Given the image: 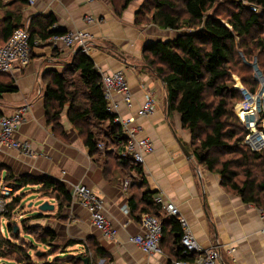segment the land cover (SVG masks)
I'll return each mask as SVG.
<instances>
[{
    "label": "crops",
    "instance_id": "obj_1",
    "mask_svg": "<svg viewBox=\"0 0 264 264\" xmlns=\"http://www.w3.org/2000/svg\"><path fill=\"white\" fill-rule=\"evenodd\" d=\"M21 1H0V42H3L2 29L7 20L17 27L27 26L35 38L50 22L62 31L86 29L91 35L88 56L98 73L122 70L125 75L133 107L127 110L121 105L120 113L124 117L132 114L143 102L145 93H151L155 101L154 112L137 119L141 128L138 137H148L153 143V152L145 156L140 174L134 169L128 172L133 183L123 192L120 179L126 176V166L119 163L114 150L107 151L105 157L101 154L103 158L98 162L95 156H89L81 135L66 118L68 104L60 115L59 128L53 129L46 121V84L55 73L76 75L74 71H66L75 55L73 51L55 52L46 44L35 46L25 67L17 66L11 73H0V85L13 88L0 92V115L27 106L13 137L28 141L32 150L31 155L25 156L3 149L0 163L15 174L48 176L67 188L73 182L85 184L101 199L104 214L115 229L114 236L105 237L90 225L83 209L78 206L63 209L57 218L64 220L70 214L68 219L74 223L67 228H76L81 236L78 243L86 256L83 259L91 263L94 258L100 259L99 262L111 261L110 264H169L176 258L178 245L168 233L170 224L166 218L167 231L160 241V254H144L127 240L140 231L139 217L145 213L137 210L131 213L128 201L132 198L137 203L144 191H150L175 206L202 250H217L219 258L214 264H264V222L258 214L261 209L228 191L218 174L195 161L191 134L182 127L180 115L169 109L164 84L144 59L148 53L143 51L145 39L142 30L134 24L142 0L131 1L120 14H116L119 0H35L33 4ZM85 15L99 21L86 23ZM114 97L119 98L116 93ZM154 197L152 205L147 207L148 213L166 217ZM42 225L59 235L60 228L64 227L51 219ZM65 234L63 231L62 236ZM95 244L105 252L104 258H95L89 253L92 251L88 247L93 248ZM85 248L89 251L85 252Z\"/></svg>",
    "mask_w": 264,
    "mask_h": 264
},
{
    "label": "trees",
    "instance_id": "obj_2",
    "mask_svg": "<svg viewBox=\"0 0 264 264\" xmlns=\"http://www.w3.org/2000/svg\"><path fill=\"white\" fill-rule=\"evenodd\" d=\"M131 1L133 0H119L116 14H120ZM243 1L257 6L260 11L250 10ZM21 2L24 3L25 0ZM215 4H228L233 11L226 10L224 18H221L222 15L213 8ZM147 20L160 29L174 32L171 39L147 42L143 46V51L148 52L144 59L163 79L169 109L180 115L182 127L189 130L195 161L207 167L210 172L218 174L221 184L228 191L264 210V149L251 151L242 144L246 130L234 117L233 103L230 104L231 99H240L242 94L229 81L231 70H240L239 65L242 66L241 71L244 68L250 69L246 65L248 63H243L242 57L246 61L254 57L264 74V0H142L134 24L141 26ZM46 24L44 30L38 33V38L33 37L31 32L30 41L62 33L46 31L53 23ZM17 26L12 25L10 20L6 21L2 29L3 42ZM238 52L242 57L238 56ZM66 71L76 72V77L55 73L46 84L44 110L47 123L53 129L59 128L60 115L64 105L68 104L66 118L78 135H81L89 156L96 157L95 162L103 158L101 154L105 157L107 151L114 150L112 152L118 157L119 163L126 166V177L130 176L128 172L132 169L140 174V166L129 158L120 156L126 137L106 111L100 73L91 58L80 52L75 53ZM241 81L243 84L249 83L245 75H242ZM254 89L255 86L248 92L254 93ZM12 90L9 86L0 85V92ZM99 142L104 143V152L96 148ZM219 152L229 154V157L221 160L215 154ZM128 163L132 165L127 166ZM0 170H5L2 180L17 192L7 205V212L0 217L10 220L14 207L23 197V188L27 186L31 190L45 191L48 197L53 198L57 215L69 206V192L60 181L48 176L15 174L5 165H0ZM153 196V192L144 191L139 202L130 198L129 206L127 205L130 212L137 210L139 213H148L147 207L152 205ZM150 215L160 221L161 240L167 231L164 219L169 220L168 233L173 235V243L178 245L176 258L185 259L181 254V232L177 219L167 216L162 218L156 213ZM42 216L38 213L22 217L16 230V223L8 221L4 227L7 234H0V256H9L16 263L33 264L29 250L37 242L49 250L46 253L48 255L58 250L62 254L54 256L50 261H41L40 264H83V258L86 257L84 254L66 253L69 246L78 242L68 240L65 244H59L56 234L50 228L28 224L30 219ZM20 229L29 236L33 235L31 240L23 242L24 237H19ZM88 248H85V252L89 251ZM90 250L92 252L89 253L95 258L105 257V252L96 244ZM43 256L37 255L39 259ZM90 261L87 264H92Z\"/></svg>",
    "mask_w": 264,
    "mask_h": 264
},
{
    "label": "built area",
    "instance_id": "obj_3",
    "mask_svg": "<svg viewBox=\"0 0 264 264\" xmlns=\"http://www.w3.org/2000/svg\"><path fill=\"white\" fill-rule=\"evenodd\" d=\"M8 2L10 0H0ZM35 0H26L27 3L33 4ZM224 1V0H221ZM252 11H260L255 6L243 1ZM86 23H96L99 19H95L88 15L85 17ZM51 32L62 31L58 26L53 25L49 28ZM48 45L55 52H62L64 49L69 51H79L80 53L89 55L91 49V35L86 29L65 30L60 34H54L46 39H34L30 41V33L27 26L15 28L8 39L0 45V73H11L14 67H25L30 61L31 50L35 46ZM101 89L106 99V111L113 117V123L119 125L122 134L126 137V143L120 153L121 157L129 158L134 164L142 166L144 164L145 156L153 152V143L148 137H138L141 130L136 123V119L140 117H147L155 110V101L151 93L145 96V100L133 111L129 116L124 117L119 109L122 105L127 110L133 107L132 93L125 83L124 76L121 70L113 72H100ZM244 89L242 87H238ZM261 89V91H260ZM258 89L260 93L256 94L255 98L261 102V97L264 93V81L261 88ZM245 90V89H244ZM248 92V91H247ZM119 96L118 99L114 94ZM249 93V92H248ZM246 94V93H244ZM259 96V98H258ZM252 98V96H251ZM247 100V99H246ZM244 104L239 103L236 109ZM27 106L22 105L10 114L0 115V147L3 149L15 151L18 155H31L32 150L30 144L26 140H18L13 137V133L22 123ZM251 113L244 116L243 126L246 129V134L242 143L251 151H260L264 149V116L259 120V116L252 119H247ZM264 115V113H263ZM262 121V122H261ZM261 122V129L255 131L257 123ZM253 134H261L260 142L251 143V136ZM99 150L104 152L106 148L99 142ZM133 177L128 176L120 181V187L123 192L133 183ZM12 188L7 185H0V215L7 212V205L10 203ZM68 192L71 197V206H78L83 209L89 218L90 225L98 230L103 236L111 237L115 234V229L107 220L104 211L103 203L93 191L81 182H73L68 186ZM155 202L160 203L163 212L167 216L175 217L180 227V246L182 248L183 258H173L169 264H214V261L219 258L216 249L202 250L197 241L192 235L188 222L179 215L175 206L170 202H163L159 195L154 197ZM128 211V208H125ZM259 218L264 222V210L259 211ZM140 231L134 235L128 236V241L133 243L144 254H160V240L162 237V227L158 218L148 214L142 213L139 217ZM264 232V227H263Z\"/></svg>",
    "mask_w": 264,
    "mask_h": 264
},
{
    "label": "rangeland",
    "instance_id": "obj_4",
    "mask_svg": "<svg viewBox=\"0 0 264 264\" xmlns=\"http://www.w3.org/2000/svg\"><path fill=\"white\" fill-rule=\"evenodd\" d=\"M136 1H138V0H136ZM216 5L217 4H215L213 6V8H216L218 10V12L222 15L221 18L222 17L224 18V12H226V10H228V9L230 10L231 9V11H233V8L231 6H229L228 4H226V5L224 4L222 6H216ZM211 11H212V9H211ZM87 16L88 15H85V17H87ZM85 17H84V19H85ZM147 19H149V18L147 17ZM143 23L144 24H142L141 26H138V25L135 26L138 29L142 30V35L144 36V39H145L144 42H143V46H145V44H147V42L155 41V40H158V39L159 40H163L165 38L171 39L172 36L174 35V32H172V31H170L168 29H165V30L164 29H160L156 25H154V23H152L150 20L144 21ZM182 29H184V28H182ZM238 56L242 57L240 52H238ZM241 59H242L243 63H244V61L246 63H248L246 65H248L251 70L248 69V68H244V70L241 71L242 66H240V65H239L240 70H236V69L231 70L232 74L229 76L230 77L229 81L231 82L232 87L233 86H236L237 88L238 87H242L245 90L247 89V91H249L253 86H255L254 93H250V92L248 93L247 92L246 94H243L240 97V99H242V100H240L238 97L236 99L234 98V99L230 100V104L233 103L232 111H233L234 117L236 118L237 121H239V123H241L243 125V123H242L243 122V120H242L243 118L242 117L240 118V116H238L237 113H236V110H237L236 109V105L239 104V103H242L243 99L250 100L251 96H253V95L257 94V93H260V91H261L260 88H261V85L263 84V81H264V74L262 72L263 69L258 67V64H257L258 62L256 61V59L254 57H251L249 61H246V59L244 57H242ZM251 64H255L256 65V67H257V69L259 71V74H257L255 72V70L251 66ZM242 75H245L247 77V79L249 80V83H247V84H243L242 83V81H241ZM238 83L240 84V86L237 85ZM258 89H260V91ZM147 94H149V93H145L144 94L143 101L145 100V96ZM239 96H240V94H239ZM211 99L212 98H210V100ZM263 116L264 115L261 112L260 116H259V120H262ZM261 122L257 123V126H255V131L258 132L257 129H261V126H262ZM136 123H137V119H136ZM244 129H245V127H244ZM257 135L260 138L262 137L261 134H257ZM258 136H256V134H253L251 136V140L250 141H251L252 144L253 143L257 144V143L260 142ZM102 144L104 145L103 142H102ZM244 147H247V146L244 145ZM96 148L97 149L99 148L98 144H96ZM2 150H3V148L0 147V151H2ZM98 151H100V150L98 149ZM0 154H2V152H0ZM215 154L217 156H220L219 158L221 160H224L227 157H229V154H224L222 152L215 153ZM9 155H7V156H9ZM0 165H4V164L0 163ZM3 171L5 172V170H0V185L1 186L2 185H7L2 180V175H4ZM124 177H126V176H124ZM124 177H122L121 179H123ZM34 189H36V187H34ZM67 191H68V188H67ZM23 192H24L23 197L21 198L19 203L14 207V209L12 211V217H10V220H7L5 217H0V234H2V235H6L7 234V232H5V230H4V227H5V224L8 223V221H14L16 223V226H14V227H17V226H19V224H20L19 220L22 217L38 214L39 213V208L38 207L42 203L45 202L47 204H52L53 207L56 206L55 200L53 198L48 197L45 191L31 190V187L27 186V187L23 188ZM15 195H17V192H14L13 189H12V191H11V199ZM70 201H71V197H70ZM69 206H71V203H70ZM40 213L43 215L40 219L39 218H37L36 220L35 219H30L28 224L31 225V226L44 227L42 224L47 222V219L54 220V221L60 223L61 225H64V227L60 228V232H61L60 234L61 235L56 234L54 232L56 234V236H57V239H58L57 241L59 242V244H65L68 240H75L76 242H81V236L77 234V232L75 230L76 228L75 229L72 228V230L70 228H67L71 223H74V222H72V220L69 221V219H68L70 214L66 213L67 214V218H65L64 220H59V218H57L58 215H57L56 207L53 210L49 211V212L46 211V212H40ZM165 216H167V215L165 214ZM167 217H171V216H167ZM63 231L66 232L65 236H62L63 235ZM22 236L24 237L23 242H25L26 240H31V237H33V235L29 236L28 234L23 233V231L20 229L19 230V237L21 238ZM34 244H35L34 248L32 250H29L30 259L32 260L33 264H40L41 261H45V260L50 261L54 256L62 255L61 252H59V250L54 252L53 254L48 255L46 253L49 250H47L42 244L37 243V242H34ZM88 245H90V244H88ZM89 249H91V248L89 247ZM66 253H68L69 255H76V254H79V253L81 254V245L79 243H76L75 245L69 246L66 249ZM38 254H43L44 255L43 258L39 259V257H37ZM92 260H93L92 264H103L104 263V262H99L100 259H98V260L95 259L94 260V258H92ZM110 262L107 261L106 264H110ZM0 263H5V264H23V263L13 262L12 259L10 260L9 256H6V258L0 256Z\"/></svg>",
    "mask_w": 264,
    "mask_h": 264
},
{
    "label": "bare ground",
    "instance_id": "obj_5",
    "mask_svg": "<svg viewBox=\"0 0 264 264\" xmlns=\"http://www.w3.org/2000/svg\"><path fill=\"white\" fill-rule=\"evenodd\" d=\"M121 73L124 76L125 83L127 84L126 79H125V75H124L122 70H121ZM237 85L240 86L239 84H237ZM233 87L237 88L236 86H233ZM237 89L240 90L242 95L244 93H247V91L244 89H240V88H237ZM262 94H263V96L261 97V102H259L257 100V97L255 98L256 94L253 95L252 98H250V100L243 99L242 102L244 104H242L241 107H239L236 110L237 115L240 116V118L242 117L244 119V116L247 115L248 113H251V110H252V114H250V116L247 119H250V120L252 119V121H254L256 117L260 116L261 112L263 114L264 113V93H262ZM258 98H259V96H258ZM179 244H180V240H179Z\"/></svg>",
    "mask_w": 264,
    "mask_h": 264
},
{
    "label": "water",
    "instance_id": "obj_6",
    "mask_svg": "<svg viewBox=\"0 0 264 264\" xmlns=\"http://www.w3.org/2000/svg\"><path fill=\"white\" fill-rule=\"evenodd\" d=\"M75 53H77V51H75L74 54ZM251 66L254 68L255 72L257 74H259V71H258L256 65L255 64H251ZM157 77L161 79V82H163V79L160 77V75L157 74ZM181 148H183V146ZM38 208H39V211L46 212V211L53 210V205L52 204H47V203L44 202ZM16 229H17V227H14V230H16ZM86 262H87V260L83 259V264H86ZM0 264H5V263H0Z\"/></svg>",
    "mask_w": 264,
    "mask_h": 264
}]
</instances>
